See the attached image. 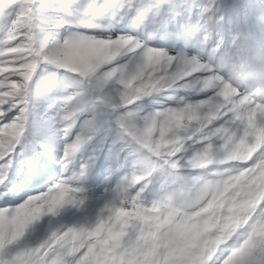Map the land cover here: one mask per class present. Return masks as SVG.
Instances as JSON below:
<instances>
[{
  "label": "snow or ice",
  "instance_id": "1",
  "mask_svg": "<svg viewBox=\"0 0 264 264\" xmlns=\"http://www.w3.org/2000/svg\"><path fill=\"white\" fill-rule=\"evenodd\" d=\"M262 46L264 0H0V264H264Z\"/></svg>",
  "mask_w": 264,
  "mask_h": 264
},
{
  "label": "clouds",
  "instance_id": "2",
  "mask_svg": "<svg viewBox=\"0 0 264 264\" xmlns=\"http://www.w3.org/2000/svg\"><path fill=\"white\" fill-rule=\"evenodd\" d=\"M246 75L250 84L264 88V46L252 52Z\"/></svg>",
  "mask_w": 264,
  "mask_h": 264
},
{
  "label": "rangeland",
  "instance_id": "3",
  "mask_svg": "<svg viewBox=\"0 0 264 264\" xmlns=\"http://www.w3.org/2000/svg\"><path fill=\"white\" fill-rule=\"evenodd\" d=\"M181 95H183L184 93H180ZM49 99H51V96L49 95ZM157 107H160V105H150L149 108L150 109H153V108H157ZM41 108H42V105H41ZM41 109H38V112L40 111ZM94 178V177H93ZM103 179V176L102 175H97V178H96V182L95 183H92L93 181L90 180L89 181V184L91 185H95V184H99L100 181ZM96 192L97 193H100L101 192V189L100 188H97L96 189Z\"/></svg>",
  "mask_w": 264,
  "mask_h": 264
}]
</instances>
